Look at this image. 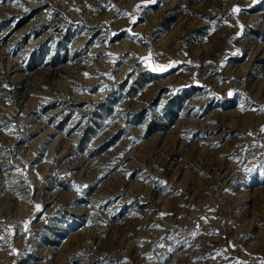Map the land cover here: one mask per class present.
Listing matches in <instances>:
<instances>
[{"label":"rangeland","instance_id":"1","mask_svg":"<svg viewBox=\"0 0 264 264\" xmlns=\"http://www.w3.org/2000/svg\"><path fill=\"white\" fill-rule=\"evenodd\" d=\"M0 264H264V0H0Z\"/></svg>","mask_w":264,"mask_h":264},{"label":"snow or ice","instance_id":"2","mask_svg":"<svg viewBox=\"0 0 264 264\" xmlns=\"http://www.w3.org/2000/svg\"><path fill=\"white\" fill-rule=\"evenodd\" d=\"M233 13H236V12H239L240 11V9L238 8V7H234L233 8ZM130 31V30H129ZM153 70H161V71H163V70H166L165 68H163V67H158V69L157 68H154ZM86 76H87V74H85ZM233 93L230 91L229 92V95L231 96ZM161 183H164V184H166V182H161ZM37 208H39V206L37 205ZM163 215V214H162ZM196 235V233H193V236H195Z\"/></svg>","mask_w":264,"mask_h":264}]
</instances>
